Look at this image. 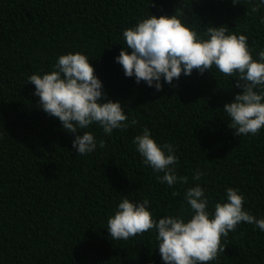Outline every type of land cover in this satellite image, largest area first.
Wrapping results in <instances>:
<instances>
[{
	"label": "trees",
	"instance_id": "obj_1",
	"mask_svg": "<svg viewBox=\"0 0 264 264\" xmlns=\"http://www.w3.org/2000/svg\"><path fill=\"white\" fill-rule=\"evenodd\" d=\"M175 13L201 36L212 25L246 35L254 59L264 51V0H0V264H165L155 231L111 239L107 220L125 196L147 199L156 220H187V189L203 187L212 213L232 187L264 219V128L235 136L228 127L222 109L241 91L234 78L194 70L158 92L116 62L124 29ZM77 52L102 81V101H119L130 124L111 135L98 124L81 130L97 143L87 155H77L74 134L42 110L28 83ZM145 128L174 146L176 174L188 183L169 187L143 162L133 140ZM221 242L225 251L209 264H264V231L254 224L240 223Z\"/></svg>",
	"mask_w": 264,
	"mask_h": 264
},
{
	"label": "clouds",
	"instance_id": "obj_2",
	"mask_svg": "<svg viewBox=\"0 0 264 264\" xmlns=\"http://www.w3.org/2000/svg\"><path fill=\"white\" fill-rule=\"evenodd\" d=\"M238 3L239 0H233L234 5ZM122 36L126 46L116 62L127 77H135L137 83L143 81L159 92L164 83L172 85L182 74L190 76L194 70L204 74L215 67L224 76L233 77L234 87L241 90L222 109L234 135L255 136L264 128V51L258 53L259 60L254 59L246 35L212 25L201 36L175 13L142 18L135 26L124 29ZM89 61L79 52L60 55L52 71L28 78V83L35 86L34 95L39 97L42 110L57 118L63 130L74 134L72 147L77 155L97 149L91 132L77 134L90 125L102 126L108 135L130 126L119 101H102L103 84ZM133 143L143 162L154 173H163L157 177L161 183L169 187L178 182L188 183L187 177L176 174L174 166L179 161L173 145H159L147 128ZM202 175L197 170L193 179L199 181ZM177 194L173 192V196ZM185 200L192 213L190 218L165 215L156 220L147 199L134 202L125 196L108 218L107 231L112 240H127L155 231L165 264H209L225 251L222 237L235 232L242 222L264 231V219H257L244 209V197L238 189L228 187L226 202H216L212 213L207 210L209 199L205 189L199 184L186 190Z\"/></svg>",
	"mask_w": 264,
	"mask_h": 264
}]
</instances>
